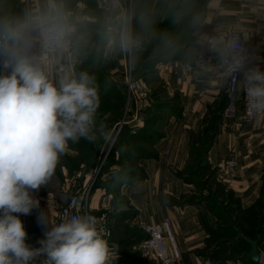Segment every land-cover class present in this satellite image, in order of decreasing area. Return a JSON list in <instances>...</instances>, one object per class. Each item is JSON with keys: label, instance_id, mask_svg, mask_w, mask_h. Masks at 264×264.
Segmentation results:
<instances>
[{"label": "crops", "instance_id": "0c3cea01", "mask_svg": "<svg viewBox=\"0 0 264 264\" xmlns=\"http://www.w3.org/2000/svg\"><path fill=\"white\" fill-rule=\"evenodd\" d=\"M158 1L137 0L135 4L139 10L142 4L146 5L147 8L142 12L152 16ZM56 2L61 4L57 0ZM185 2L192 13H200L202 21L198 35L191 28L188 31L186 38L192 42V47L188 46L189 43L184 41L185 37L180 35L181 27L177 26L175 29L170 27L161 37L156 38L160 54L154 57L151 70L147 69L144 72L146 75L141 78L144 85L151 87L150 89L161 83L165 86L161 97L149 95L148 99H153L151 105L156 104L162 108V112L156 114L143 112L140 118H131L127 122L129 125L126 133L137 132L132 136H126L129 140L127 145L130 149H138V156L144 155L143 158L138 157L139 164L143 166L140 168L142 170L125 172L127 179L122 180L117 192L113 194L107 189L108 186L98 185L90 199L91 215L108 214L112 231L109 245L115 246L116 251L112 264H145L139 258L136 249L137 243L144 237L140 225L160 223L165 219L170 222L181 253L179 264H208L210 261L214 264L224 263L223 257L216 258L213 254L214 250H221L219 245L223 244L224 238L221 232L220 234L215 232L216 220L211 221L212 213L206 217L207 223L204 219L200 221L199 208L203 206L201 203L197 205L193 201H187L192 195L189 193L191 182L181 176L185 171L180 170L193 162L221 166L220 178L223 188L225 191L229 187L232 189L240 207L244 210L256 207L259 211L261 208L260 198L264 196L262 193L264 124L256 126L253 121L235 124L237 120L229 118L231 120L225 121L226 118L219 116L218 113L213 114L217 123L214 119L212 122L215 123L210 126L207 125L208 121L204 120L208 109L212 107L211 104L223 93L226 77L220 58L226 53L227 48L225 46L212 48L216 58L203 70L197 68L185 70L183 63L187 62V59L176 57L174 54L194 53L193 60L201 49L198 42L204 41L209 35L236 32L244 43L252 44L249 35L253 34V45L256 46L258 56L249 68L257 67L264 71V45L261 44L264 40V0H185ZM104 3V0H96L98 8L94 14H102L103 25L97 27L98 32L92 34L94 38L90 40L95 41V37L100 36L101 46L98 51L94 49L93 52L101 54V59L111 74L107 79L120 87L121 73L126 67V53L118 48L109 49L104 39L107 29L115 27L119 12L116 9H107ZM27 4L29 16H36L46 11L48 0H28ZM197 4L200 5V10L196 7ZM63 8L71 13L69 19L73 27V21H77L78 17L88 15L92 19L95 18L94 14L90 15V10L83 0H78L68 9L64 6ZM166 11L167 9L156 19L162 21ZM75 35L73 31L67 39L66 46L42 65L53 83H57L66 74L76 76L74 70L76 60L82 58L74 55L72 40L78 39ZM165 36L171 38V46L163 43ZM143 51L144 48L141 46L133 54L132 61L134 59L135 64L139 62L146 66ZM31 52L37 58L41 57L38 33L32 34ZM140 53L141 57L140 55L138 57ZM121 87L124 89V86ZM121 92L124 93L123 90ZM241 108L239 105L238 112H241ZM152 116H155V119L151 123L149 119ZM196 149L201 150V158L198 161L193 152ZM227 159H234L236 162L230 177L225 173L229 172L224 167V161ZM124 185L126 188H123ZM187 193L188 195H185ZM35 195L40 200L39 209H33L30 215L20 216L28 233L27 243L33 247L39 244L38 241L35 244L31 243L32 232L35 231L37 237L41 239L46 230L38 222L40 213L48 212L50 218L56 222L60 209L59 204L54 201L52 192L45 191L44 186H41ZM205 206L208 208V205ZM209 210L211 211V208ZM260 253L261 262L264 264V241L260 244Z\"/></svg>", "mask_w": 264, "mask_h": 264}, {"label": "clouds", "instance_id": "9594fccd", "mask_svg": "<svg viewBox=\"0 0 264 264\" xmlns=\"http://www.w3.org/2000/svg\"><path fill=\"white\" fill-rule=\"evenodd\" d=\"M171 22L185 18L195 34L202 25L185 0L171 6ZM66 12L56 0H48L45 12L24 19H0V264H112L115 246L105 239L91 214H73L54 222L41 212L38 222L46 229L39 247L27 243L28 233L21 215L39 209L35 195L47 186L69 143L81 139L101 151L116 143V135L99 118L101 97L94 76H62L57 83L44 70L47 55L32 54V34L38 33L45 52L63 49L74 31ZM153 30L154 20L145 12L121 11L115 27L105 33L109 49L132 55L142 45L140 33ZM163 43L171 46L168 36ZM212 43V41H209ZM229 71L242 72V92L248 115L256 126L264 124V71L243 69L235 59Z\"/></svg>", "mask_w": 264, "mask_h": 264}, {"label": "rangeland", "instance_id": "374dc122", "mask_svg": "<svg viewBox=\"0 0 264 264\" xmlns=\"http://www.w3.org/2000/svg\"><path fill=\"white\" fill-rule=\"evenodd\" d=\"M70 1L71 0H61L59 2L65 7L67 3ZM134 1L135 0H131L132 12H135L137 15H139L142 11H144L147 8V6L142 4V8L139 10V7L137 9V5H136L137 3L134 4V7H133ZM27 3H28V0H0V19L7 18V19H21L22 20L28 17L29 9H28ZM90 3L91 5H93V2H91V0H90ZM104 4L106 5V3ZM104 7H106L107 9H110L107 6H104ZM196 7L198 8V10H200L199 4H197ZM191 8H192V5H191ZM94 17L95 18H93L94 19L93 20L91 16H88V15L85 17L81 16L77 18V21H73L74 23L73 28L76 34L75 36L79 38V35L80 34L82 35L79 38V40L77 39L72 40V46L74 47V55L82 58V59L78 58V61L76 60L75 64L77 68L82 69L79 72V74L82 72H86V71L89 73L92 70H94L100 73L101 75H105L106 78H108L111 74L109 73V70L107 69L106 64L102 61L101 54L98 52H95V53L93 52L94 49H97L96 51H98V48L101 46L100 36H96L95 41L94 40L92 41L88 39L87 37L84 38V35L86 36L87 34H90V35L96 34L98 32L97 27L103 25L102 14L96 15ZM188 23H189L188 20H184L180 24L176 25V24H173L170 20L169 28L172 27L175 29L177 28V26L181 27L180 35L184 36L185 37V38L183 37L185 39L184 41L186 43H189L188 46L192 47V44H191L192 42H190L188 38H186L188 31L190 29V26L188 25ZM154 24L155 25H153V30L151 31L152 36L156 35L155 32L158 31V27H157L158 23L156 22ZM133 28L135 32L140 33L141 35V39H142L141 46L144 47V49L151 48V50H148L147 51L148 54L144 57V61H146L147 63L145 68H140L141 63L139 62L135 64L133 62L134 59L132 61L133 54L128 56V54L126 53V67L128 65V60L130 58L131 69H132L131 78L133 81L137 83H136V86L133 88V90L130 92V97L127 98L128 84H127L126 77H125L127 68L125 67V69L121 73V78H120V81H122V83L119 84L120 86L119 88H122L121 86H124V89L122 88L121 90H123L124 94L126 95L124 99L123 110H122V114L120 118L118 120L111 119L114 114L113 110H110V113L107 111L106 113L102 111L105 114L103 120L107 123L108 127L114 132L117 139H116L115 145L109 149L108 156L106 157L105 162L102 164L101 170L97 172L98 175L95 181L93 182L90 199L94 193L95 188L98 185L101 184L103 186H108L107 189L111 192V194H113L117 192V189L122 184V180L127 179L124 175L125 172H128L129 170H139V171L142 170L140 168H142L143 166L139 164L138 157L143 158L144 155L141 154L140 156H138L139 154H137V152L139 150L130 149L127 145V141L129 140H127L126 136L127 135L132 136L133 134L137 133V132L136 133H126V131L128 130L127 129L128 125H129V123L127 124V122L131 118L132 119L140 118V116L143 115V112H145L146 107L148 108L147 110L148 112H153L154 114H156L157 112H162V108L160 107L152 108L153 105H151V102L153 99L152 100L151 99L148 100V99H149V95L151 96L153 95L154 97L156 95H159L161 97L164 93L165 86L162 85L161 83L160 85L153 86L154 88L150 89L151 87L144 85V81L141 80L142 76H144V74L146 75V73L144 72L147 69L151 70L152 66L154 65V59H151V58L159 56L160 53L157 50L159 46L155 44L154 49H152V47H147V44L150 43L151 39L147 36L144 37V35L142 37L141 29L135 20L133 21ZM183 38H181V40ZM81 45L83 46V48L89 49V51H83L81 48L82 47ZM183 49L185 50V48ZM86 52L87 54H85ZM174 55H176V57L179 56L181 58H186L187 59L186 61L190 62L192 60V57L194 56V53L188 52L186 55H184V52H182L181 54L176 53ZM138 57H139V54H138ZM140 60L141 58L139 59V61ZM187 62H184L183 65ZM136 69L138 70L135 71ZM95 79L98 85H101L104 83L102 82V79H100L99 77H95ZM223 84H224L223 93L219 96L217 101L211 104L212 107L208 109V113L206 117L204 118V120L208 121L207 125L209 124L210 126L212 125L213 123L212 119H215V115L213 116V114L218 113L219 116H222L221 115L222 109H219V108L223 103L225 104L227 103V99L224 94L225 84H226L225 80ZM235 104L237 108H239V105L241 106V99H240L239 93H237L236 95ZM154 119H155V116H152L150 117L149 121H151L152 123ZM227 120H231V119L226 118L225 121ZM123 121L125 125L121 124V122ZM215 121L217 123L216 119ZM238 123L240 122L239 121L235 122V124H238ZM120 125L121 127L119 128ZM88 145L90 146V148H87L86 144L80 147L78 143L72 144L70 142L68 151L63 156L60 157L57 167L53 175L49 179L47 186H44L45 191L52 192L54 196V201L57 204H59L60 209L65 205L67 199L70 198L75 192H77L76 190L81 188L85 182H87L86 180H88L89 174L92 172V170L96 167V165L99 162V159H100L99 157L102 156V154L106 153V151L108 150L106 149L104 151H101L99 147L91 143H89ZM111 152L113 153L112 155L113 157L112 159H110L109 163L107 164V161L110 157ZM200 164L202 165L200 167L201 171H197V172L193 171L195 170V165H198L195 162H193L192 164L183 166L184 168L180 170V171H185V174H181V176L183 178L186 177V180L191 182L190 187H189V190H190L189 193L192 195L188 197L193 198L194 199L193 202L195 204L199 205L201 203V206H203L201 209L199 208V211H200L199 215L201 217L200 221H203L204 219L205 223L208 222V219L206 217L209 216L210 213H212L209 210L210 209L209 206L211 205V208L213 209V211H215L214 214L212 213L211 221L216 220L214 222H217V220L220 219L221 222H224L225 224H228L230 227H232V229L230 228V233H232L233 231L239 233L241 227H237V225H234V227L232 226L233 224L232 222H234L233 218H235V216H238V213L233 212V210L236 208V205L238 204V201H239L238 198L234 195L230 187L228 190L232 192L225 191L223 192L224 195L223 194L220 195V190L216 191V189H219V185L221 186V188L223 187V184L221 183V178H220V172H222L221 166H213L207 163L205 164L204 162ZM189 171L191 172V174H189ZM225 173L228 177L231 176L229 172H225ZM125 186L126 185H124L123 188H126ZM212 191L213 193H211ZM216 192L219 193L217 197L214 196ZM116 194L119 195V193H116ZM108 195L109 194H107V196ZM185 195H188V193ZM205 200H207V202ZM225 202L231 205L227 209H225L223 206V203ZM205 204L208 205L209 209L206 208ZM106 216L108 219V214H106ZM31 236H32L30 238L32 241L31 243L35 244L39 240L35 231L32 232ZM111 236H112V233H111ZM229 239H230V242L233 240L232 238H229ZM39 246L40 245H36L34 247H39ZM238 255L239 253H236V255L232 256L231 258H228V257L226 258L225 256H221L223 257L222 259V262H224L223 264H234V263L237 264V262L240 261L238 259Z\"/></svg>", "mask_w": 264, "mask_h": 264}, {"label": "built area", "instance_id": "2783aa9c", "mask_svg": "<svg viewBox=\"0 0 264 264\" xmlns=\"http://www.w3.org/2000/svg\"><path fill=\"white\" fill-rule=\"evenodd\" d=\"M106 6L110 9H116L120 13L121 11L132 12V2L131 0H104ZM250 41L252 44L244 43L238 33L230 32L227 33H216L207 36L204 41H199L200 51L196 54L191 62H187L183 65L185 70H190L192 68H197L200 70L205 69L215 58V54L212 52V48L216 46H225L227 48L226 53L221 56L220 63L223 68L226 84H225V94L227 96V104L222 111V116L224 118H232L237 120L240 123H250L252 118L248 115L245 106V98L242 92V72L240 71H229V66L234 62L235 59H241L243 61V69H248L254 60L258 56V51L254 44V35L250 34ZM38 41L40 46V55H47L50 58L53 54L57 53L59 50L52 52H45L41 46V42L38 35ZM212 41V43H209ZM261 44L264 45V40ZM129 56V54H128ZM126 71V81L128 84V95L130 97V92L136 86L135 81L131 78V63L130 58L128 60ZM240 94L241 99V112H238L236 107V95ZM124 124V121L121 122ZM125 125V124H124ZM121 125L119 126V128ZM118 128V130H119ZM117 130V131H118ZM109 149L106 153L102 154L99 158V162L96 167L89 174L87 182L84 185L76 190L70 198L67 199L65 205L59 210L57 214L56 223L60 222L64 217L73 215V214H90V194L93 182L97 177V172L101 170L102 164L105 162L106 157L108 156ZM236 166L234 159H227L224 162V167L232 175V172ZM98 221V227L103 228L106 235L105 239L110 243L111 229L108 223L106 214H101L95 216ZM142 232L144 233V238L140 240L136 249L138 251L140 259L145 264H179L181 262V253L175 242L174 234L171 229L169 220L165 219L160 223H142L140 225ZM208 264H212L211 262ZM237 264H245L241 261H238Z\"/></svg>", "mask_w": 264, "mask_h": 264}, {"label": "trees", "instance_id": "16d2710c", "mask_svg": "<svg viewBox=\"0 0 264 264\" xmlns=\"http://www.w3.org/2000/svg\"><path fill=\"white\" fill-rule=\"evenodd\" d=\"M57 1H61V0H57ZM78 0H71L70 2L67 3V5L65 6V9L70 8L75 2H77ZM85 1L88 10H90V15L94 14L97 10V6H96V0H91V2H93V5H91L90 0H83ZM177 2V0H159L157 5L155 6V13L151 16V18L154 20V23H158L157 27H158V31L155 32L156 35L152 36L151 35V31L149 32H141L142 33V37L144 35V37H149L150 43L147 44V47H152V49L155 48V44H156V38L157 37H161L162 33H164L166 30L169 29V24H170V20H171V11L172 8L171 6L174 5ZM136 3V0L133 3V7L134 4ZM165 9H167L165 15L163 16V20L162 21H158L156 18L157 16H162ZM99 15V13L94 14ZM156 21V22H155ZM155 25V24H154ZM85 34V33H84ZM88 35V36H87ZM86 37H89L88 39H93L94 36L87 34ZM82 35H79V38ZM85 36V35H84ZM79 38L77 40H79ZM155 40V41H154ZM158 46V45H157ZM83 51H87L86 48L81 47ZM144 48V47H143ZM148 50H151V48L149 49H144V51L142 52L143 56H146L148 54ZM141 52V51H140ZM141 57V53L139 54ZM151 59H154V57H152ZM155 60V59H154ZM144 63L141 65L140 64V68H144L146 66H143ZM147 65V63H146ZM75 70H76V77H78L79 72L82 70L80 68H77L75 66ZM138 69H136L135 71H137ZM86 73H88L86 71ZM91 76L94 77H99L100 79H102V82H104L103 84L99 85V94L101 97V107L99 109V118L103 119L104 118V113L109 112L110 110H113V116L111 119L113 120H118L122 114V110H123V105H124V99H125V94L121 92V89L119 87H117L114 82L109 81L105 75H101L100 73L92 70L91 72L88 73ZM226 96V94H225ZM227 99V96H226ZM227 104V103H226ZM225 103H223L219 109H224V107L226 106ZM152 108H159V106H157L156 104L152 106ZM148 108H145V112L146 114H148L149 112L147 111ZM103 111V112H102ZM214 120V119H212ZM87 146V148H90V146L88 145L89 142H87L86 140L81 139L80 143H78V145L80 147H82V145ZM78 146V147H79ZM85 146V147H86ZM194 152V156H196V160L198 161L201 158L200 149H196L193 151ZM113 153H110V157L107 161V164L109 163L110 159H112ZM106 164V165H107ZM198 165H195V170L193 171H201L200 167L202 166L200 163H196ZM200 164V165H199ZM106 167V166H105ZM189 174H191V172L189 171ZM220 190V195H224L223 192H225L224 188L219 185V189ZM229 191V190H227ZM264 191V190H262ZM232 192V191H229ZM213 193V191L211 192ZM264 194V192H262ZM219 193L216 192V194H214L215 197H217ZM228 194V192H227ZM212 197V195H211ZM264 197V196H263ZM260 198L261 202V208L260 211L258 209H256V207H250L248 209H242L240 207L239 201L238 204L236 205V208L233 210V212L238 213V216H235V218H233L232 222V226L234 227V225H237V227H241L240 228V232H235L233 231L232 233H230V228L232 229V227H230L228 224H225L224 222H221V220H217L216 224H215V232L217 234H220V232L223 235L224 238V242L223 244H220L219 247L221 248V250H214L213 254L215 255V257H221V256H225L226 258H231L232 256L236 255V253H239L238 255V259L240 261H243L245 264H262L261 263H254L250 257H249V251H250V246L249 244L243 239L244 236L250 237L252 239H258L260 240L259 242V251H260V244L263 243L264 241V198ZM208 198V197H207ZM210 198V196H209ZM208 198V199H209ZM194 199L193 198H189L187 201L188 202H192ZM228 201V199H227ZM259 204V203H257ZM256 204V205H257ZM223 206L225 209L229 208L231 205L227 202L223 203ZM211 208V205H210ZM212 213L214 214L215 211H213V209L211 208ZM224 221V220H223ZM144 234V233H143ZM145 236V235H144ZM218 236V235H217ZM144 238V237H143ZM142 238V239H143ZM232 238L233 240L230 242V239ZM141 239V240H142ZM224 255H223V254ZM140 258V257H139ZM211 262V261H210ZM212 264H214L213 262H211Z\"/></svg>", "mask_w": 264, "mask_h": 264}, {"label": "water", "instance_id": "95a60500", "mask_svg": "<svg viewBox=\"0 0 264 264\" xmlns=\"http://www.w3.org/2000/svg\"><path fill=\"white\" fill-rule=\"evenodd\" d=\"M243 239L249 244L250 251L249 257L254 263H261V253L259 251V242L258 239H252L250 237L244 236Z\"/></svg>", "mask_w": 264, "mask_h": 264}]
</instances>
